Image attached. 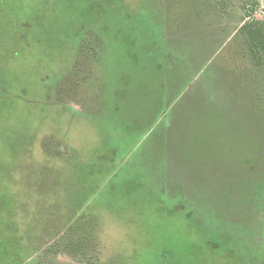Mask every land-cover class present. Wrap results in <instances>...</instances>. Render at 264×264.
Wrapping results in <instances>:
<instances>
[{
    "label": "rangeland",
    "instance_id": "obj_1",
    "mask_svg": "<svg viewBox=\"0 0 264 264\" xmlns=\"http://www.w3.org/2000/svg\"><path fill=\"white\" fill-rule=\"evenodd\" d=\"M251 18L264 22V0H0V264H264L259 107L245 108L250 141L232 142L235 157L222 150L217 174L183 180L173 204L157 202L161 176L146 153L162 144L155 114L176 86L141 116L131 139L150 141L127 172L98 190L92 170L113 143L101 114L117 100L141 112L147 93L159 95L141 68L163 25L188 55L191 83L207 71L227 96L264 99V68L243 58L236 34ZM166 117L173 136L178 114Z\"/></svg>",
    "mask_w": 264,
    "mask_h": 264
},
{
    "label": "trees",
    "instance_id": "obj_2",
    "mask_svg": "<svg viewBox=\"0 0 264 264\" xmlns=\"http://www.w3.org/2000/svg\"><path fill=\"white\" fill-rule=\"evenodd\" d=\"M149 26L151 27V23ZM166 27L163 25L159 34L151 31L148 35L149 43H143L148 49L150 58L148 59L149 64L142 66L141 71L153 77V81L152 78L150 81L151 89L153 88L152 91L158 90L159 95L155 97L147 93L141 99L144 105L141 112H137L133 108L135 104L129 107L131 109L128 108L129 110L124 111L118 105L117 100V104L114 102L113 107L106 110L105 115L101 114V118L106 117L107 120L106 125H100L101 128H104L103 136L113 140V143L108 148V155L105 150V158L101 160L100 165L97 168H92L93 172L98 171L99 174H102L104 179V182L100 181V185L97 186L98 190L101 189V184L108 179L113 180L121 173L123 174L125 168L126 173L127 165L131 164L129 160L134 159L140 152L141 148H137L138 144L143 140L150 141L145 139V136L139 141L135 138L131 139L132 132L136 131L135 128H137L141 116L144 114L150 117L155 114L157 110L152 113V109L157 107L158 101L163 95L176 86L177 89L171 98V105L174 103L173 108L170 109L171 105L162 107L160 112L155 114L154 121L157 122L159 119L158 122H160L163 119L158 123L160 125L156 129L158 135L155 139L162 144L155 146L157 150L153 149L146 153V159L149 162L156 160L153 164L161 176V178H157L158 185L155 188L162 196L157 200L161 205L173 204L171 196L176 198L183 192L181 190L182 181L189 180L190 175L203 176L205 170H212L217 174L220 164L225 163L220 160L222 150L232 146V151H234V144L238 145L236 143L240 144L248 139L250 141L252 132L250 124L253 117L251 113L245 112V108L259 107L258 115L264 117V110L260 107L264 103L263 96L258 97L254 93L249 94V97L245 94H241L239 97L236 93L233 96H227V94L221 93L222 91L211 81L205 79L207 71L202 72L200 80L191 83L195 75H191L188 55L178 42L171 40ZM131 31H135L134 27L131 28ZM236 34L243 38V58L252 67L264 68V22L251 18L237 29ZM130 77H134V75ZM189 85L192 88L195 86L197 88V92L191 97L186 95ZM127 86H129L128 83ZM119 88L117 87L115 91ZM78 90V88L75 89V91ZM159 96L161 97L157 100ZM174 111L178 114V121L174 130L170 128L175 132V135L173 133V136H170L168 133L165 134L166 131H169V125L166 124H170L166 116L167 112L169 115ZM165 112L166 116L163 117ZM259 123L264 124L261 119ZM127 137L130 138L129 143L123 144L122 139ZM233 153L235 157V151ZM143 166L144 163H141L131 169L135 174H142ZM92 170L91 174H93Z\"/></svg>",
    "mask_w": 264,
    "mask_h": 264
}]
</instances>
